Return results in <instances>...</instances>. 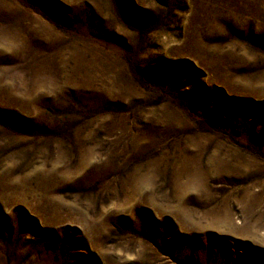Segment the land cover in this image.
<instances>
[{
    "label": "rangeland",
    "instance_id": "1",
    "mask_svg": "<svg viewBox=\"0 0 264 264\" xmlns=\"http://www.w3.org/2000/svg\"><path fill=\"white\" fill-rule=\"evenodd\" d=\"M0 264H264V0H0Z\"/></svg>",
    "mask_w": 264,
    "mask_h": 264
}]
</instances>
